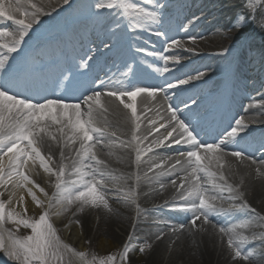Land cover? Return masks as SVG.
Segmentation results:
<instances>
[{
	"label": "snow or ice",
	"instance_id": "6c2138e0",
	"mask_svg": "<svg viewBox=\"0 0 264 264\" xmlns=\"http://www.w3.org/2000/svg\"><path fill=\"white\" fill-rule=\"evenodd\" d=\"M63 3L69 4V0H63ZM148 3L153 4L155 0H148ZM155 6L156 8L163 7L160 4ZM94 7L98 10H106L108 15L112 14L109 10H116V14L126 19L128 26L132 28L137 25L142 27L145 21L158 22L159 19L156 11H148L140 7L134 0H97ZM246 7L253 10V13L259 10L262 19H264V0H247ZM42 15L47 16L50 13L34 0H0V25L10 21L11 25L14 26L0 30V72H4V78L0 80V186L11 183L15 188H22L26 184L33 183L25 174L24 169L27 168L29 161L39 160L45 172L55 175L57 193L53 198L54 202L50 203L43 214L35 220L25 218L15 211H7L5 203L0 202V251L4 252L8 259L14 261L15 264H71V261L65 258V253L77 256L82 264H114L115 256H108L106 259L93 257L89 260L88 254L76 252L61 240L50 219L52 208L58 209L55 214L59 216L67 210V206L76 202L80 203L81 210L90 204L93 207L103 206L111 211L106 199L107 193L104 191L105 184L109 182L115 184L119 180L126 179L106 173L100 167L104 162L99 160L93 151L95 148L93 141L99 143L101 138L106 135V129L96 126L94 118L96 106L103 107L100 102L102 93L93 91L83 99L82 102L88 105L86 111H82L81 103H66L60 98H45L43 101L32 102L27 97L21 98L17 94L15 91L17 84L11 76L12 68L9 66L6 70V65L9 64L12 54L20 51L22 45L25 44V38L29 37L33 26L40 23V16ZM249 22H251L249 17L241 13L233 27L242 28ZM236 39L240 40L241 37L238 36ZM180 44L181 41L173 40L171 44H168V48ZM81 59L85 61L81 66L88 68L87 61L91 60L92 56L86 54ZM160 59L163 61L164 67L156 68L159 73L169 71L167 66L169 59L178 62V58L175 56H161ZM180 83L187 84L189 81L182 80ZM167 87L174 88L176 85L167 83ZM158 91H164V99H168V93L163 88L155 87L124 88L108 91L105 94L118 100L124 109L130 110V118L135 123V131L138 132L140 130L138 122L140 117L137 115V98L144 93L154 98ZM125 98L130 102H126ZM167 110L171 113L169 122L174 121V123H172V128L166 136L157 140L156 144L158 146L164 144L166 140L173 137V133L177 132L178 129L179 134L173 142L177 145H189L188 148L177 153L179 156L187 158L184 168L187 175L184 180L188 186L185 187L184 183L179 185L182 191H180L178 199L185 202L179 206L180 210L193 213L191 217L193 226L196 225L201 216L207 223L212 216L226 215L225 210L218 208L214 202L217 199H224L223 193L225 191L229 193L227 199L231 201H243L244 194L240 192L239 188L230 184H218L215 180L217 174L211 171L209 165L214 159L219 161L223 157L225 154L223 146L226 141L239 143L240 140L244 139L240 132L246 130L247 125H244L241 120H237L235 127L226 130V137L219 139L218 142H202L198 138V134H194L195 129L178 115L177 110L171 106ZM53 126H58L56 130L61 134L62 139L66 137L64 139L65 147L75 145L79 141V147L75 150L78 159L74 160L72 165L74 175L79 177L78 180L69 182L63 179L66 167L64 165L60 167L58 172H53L40 151L44 136L53 140L56 139V136L50 131ZM159 130L160 128L157 127L156 131ZM133 140H139L135 133ZM142 151L137 143V165H139ZM147 151H151V148H148ZM230 155L244 158L242 151H232ZM61 159H64L63 153H61ZM176 163L179 164L180 161L177 160ZM156 166L160 167L161 165L157 164ZM257 171L259 172V169ZM200 173L206 174L207 179L204 184L201 183ZM140 179V176L137 175V184H139ZM219 179L225 180V177L220 175ZM172 183L175 184V180ZM205 184L211 185V187H206ZM40 191L43 192L44 190L41 188ZM29 193L36 205L43 207L42 201L37 198L35 193H32L30 189ZM116 195L125 204L136 203L134 190L129 189L123 192L121 196L119 189H117ZM20 199L22 201L23 197ZM8 203H11V200ZM232 207L241 212L253 213L254 216L248 218L249 222L251 220L264 222V217H260L255 209H252L246 202L233 203ZM139 211L140 209L137 207V212L139 213ZM7 222L17 226L22 225L29 229L31 234L25 237L16 236L3 227ZM244 226V224H233L228 227H220L219 231L228 237L227 244L235 259L252 261L255 264V261L264 256V253L245 251L248 237L236 232L237 227ZM5 233L7 239H5ZM259 239L264 241V234H261ZM146 247L148 245L145 243L139 247V252L144 253ZM260 247H264V243ZM133 250L131 244L126 247L123 251V258L127 259Z\"/></svg>",
	"mask_w": 264,
	"mask_h": 264
},
{
	"label": "bare ground",
	"instance_id": "6f19581e",
	"mask_svg": "<svg viewBox=\"0 0 264 264\" xmlns=\"http://www.w3.org/2000/svg\"><path fill=\"white\" fill-rule=\"evenodd\" d=\"M57 1V0H55ZM79 2L81 0H78ZM208 1V6L210 5H216L214 1L213 3H210V0H204V2ZM72 2V1H71ZM238 5L239 2L237 1ZM38 4H41L44 8L45 11L50 13V16H53L54 14L58 13V11H55L56 9H52L49 4L41 3L39 2ZM232 5V4H231ZM226 8H230V6H226ZM236 8H233V10H230L228 14L224 16L222 20H216L218 15L223 12V10H219V8H214V13H208L207 15H204L206 19L203 21V25L208 29V31H215L219 30V26L223 24L224 22L226 23L229 21L230 25L232 23L237 21V13L235 12ZM225 10V9H224ZM206 11V9H205ZM43 16V15H42ZM44 17V16H43ZM42 21H47L46 17L43 18ZM41 19V17H40ZM212 20V23L209 24L208 22ZM107 23H113L112 21L108 20ZM12 28L14 26L11 25V22H6L4 25H1L0 30H4V28ZM250 30H245L242 32V36L246 38L245 43L243 45V51H242V57L244 56L246 59L250 56L251 57V51L253 50H260V46L262 44V35L260 30H258L253 22H250V25H248ZM121 28L120 34L125 33V29ZM225 30V29H223ZM210 33V32H209ZM31 32L29 33V36H33ZM36 37V36H34ZM28 37L25 38V40ZM241 41L243 39H240ZM41 41V38H39L38 42ZM259 48V49H258ZM16 54H12V59H15ZM253 57V56H252ZM253 63H249L248 67H253ZM264 71V68H263ZM2 73H0L1 75ZM0 80H2L0 76ZM15 91L17 94H20V92L24 95V97H27L30 99L32 102H36L37 100L43 101L47 97H52L55 98L54 96H51L49 93L44 94L43 96H35L36 98L32 97V94L30 91H28L27 88L25 90L20 86V84H17V87L15 88ZM82 111H86L83 105H81ZM138 116L140 117L139 119V124H140V130L138 132L135 131V123L131 120L130 118V113L129 111L125 109H114L110 110L109 112L102 111V110H97L95 112V119H96V126L105 128L106 129V136H110V138H115L118 139L119 144L116 147V158L118 159L119 163L121 162L122 167L119 169H116L114 165L105 162L103 163L100 167H102L106 173L108 174H116L114 172H117L118 176L120 177H125L123 183V187L127 190L133 188V186H137L138 189L144 190L147 188V184H149L153 178L155 177V180L161 179V180H168L170 177H175L174 175H178L181 173V168L179 167L178 169L172 168L170 169L169 173H164L163 170H156L157 175L155 174H150L148 171L150 167H146L143 165V161L148 157V156H160L161 152L160 150H153V152L147 157H145L143 160L139 162V165H137L135 156H136V146L137 143L139 144L140 149L145 152L148 148H153L152 141L153 138L149 137L151 131H152V123L150 122L149 119V111L146 110L144 106L139 107L137 111ZM53 127H58V126H53ZM109 129L115 130L114 134H107V130ZM67 131V130H66ZM56 133V134H55ZM55 133H53L56 136V143L53 142L51 138H45L41 144L40 151L42 155L45 156L46 162L48 163L49 167L53 169V172H58L60 170V167L62 165L66 166L65 167V175L63 177L64 180L66 181H73V180H78L79 177L77 175H74V169L72 168L73 161L78 159L75 155V150L78 149L79 147V141L75 145H71L70 147H65L64 145V139L61 138V134L56 130ZM135 133V136L139 138L138 141L133 140V134ZM262 137L264 138V132H262ZM145 137H147L145 139ZM55 139V140H56ZM95 143V148H100L103 149V147L99 143ZM262 142H258L256 144V147L253 149H249L246 151V153L250 156H254L258 152H262L261 149ZM257 151H255V149ZM94 148V152L97 156V158L103 159V154L99 151H96ZM61 153H63L64 159H61ZM51 157V162L48 159ZM159 158V157H158ZM157 159V158H156ZM175 162V161H174ZM173 162H170L167 164L165 167V170L167 169L168 166H170ZM211 171L216 173L215 167L212 165H209ZM25 174L29 177L33 183L26 184L22 188H15L13 184L11 183H6L3 186H0V198L3 199V202L6 205V209L8 211H15L20 213L21 216H24L25 218L28 219H33L39 217L48 207V204L50 203V196H53V193H57V189L55 187L56 184V177L54 174H49L44 171L43 167L41 166L39 160L35 161H29L27 168L24 169ZM147 174V175H145ZM215 180L218 184H230L233 187L239 188L240 192L244 194V200L243 201H231L227 199L229 196L228 192L223 193L224 199L221 200H216V206L218 208L224 209L225 212L227 213L226 215H215L209 218V221H211L210 227L212 230L215 232H219L220 227H228L233 224L240 225L241 223V218H249L254 216L253 213L251 212H241L238 210H232L231 208H228L226 201L228 202H233L236 204H240L243 202H246L252 209H255V212L261 216V210L257 209L254 204H259L264 201V189L260 188L257 184L251 183L247 175L243 172L241 173V176L237 177L235 175H228L224 176L225 180H220L218 173H216ZM140 176V181L139 184H137L136 181V176ZM151 175V176H150ZM154 176V177H153ZM150 178V180H149ZM38 186V187H37ZM43 189L44 191L41 192L40 189ZM29 189L31 190L32 193H35L37 198L42 201L43 207L37 206L35 201L32 200L31 194L29 193ZM49 190V191H48ZM55 191V192H54ZM14 193V195H13ZM46 193V195H45ZM52 193V194H51ZM21 197H23V200L21 201ZM145 200V198H143ZM11 200V203H8V201ZM53 201V200H52ZM118 201V200H116ZM121 203L120 201H118ZM185 203V202H184ZM173 205V204H172ZM180 205L176 206L174 209H169V210H163L161 211V215L158 216L162 221L168 222L167 224L162 223L160 224L161 226H167V227H173L176 230H179L181 233L184 234L185 241H186V251H188L186 256H189L190 260L188 261V264H225L226 262L228 263L229 259H224L225 255L228 254L227 250H229L227 240L228 237L224 235V247L219 249L218 246H216L215 242V237L214 236H204L200 233L198 228L193 226L191 224V217L193 215L192 212L188 211H182L178 209ZM174 207V205H173ZM26 209V211H25ZM104 214L105 219L107 218L108 214L106 211L108 209H105L103 206H100V208H97ZM117 215L119 216L123 214L121 210L116 211ZM150 215H155L153 212L150 213L149 209L144 210L143 213L141 214V220L146 221L149 220ZM155 217V216H153ZM149 218V219H147ZM58 224L59 227L64 226L65 230V239H68L69 245L76 249V250H81L83 251L85 248L82 246L83 241L82 238L87 236V232L90 231V225L88 218H82L79 216H76L75 218L72 219V223H68V226H65L67 224L63 222H58L59 217H55L54 219ZM251 221H258V220H251ZM250 221V222H251ZM75 223H78V226L75 225ZM170 224V225H169ZM62 229V227H61ZM243 231L242 227H237L236 232ZM222 234V233H220ZM83 235V236H82ZM223 235V234H222ZM135 236L136 237H142L144 239H148L151 237L149 235V227H147L144 224H139L136 229H135ZM114 240H120V237H118L116 234H114L111 229L107 231L105 236H103V239L101 241V247L105 250L107 248L110 249H115L114 245ZM118 247V246H117ZM133 251H136L137 247L132 244ZM78 248V249H77ZM78 251V252H79ZM245 251H251V252H259V253H264V248L260 247L259 244H250V245H245ZM135 256L140 260V261H145L147 264H164L160 262L157 258V252L154 251V259H146L145 257H142L135 252ZM172 264V263H168ZM249 264H253L252 261H249ZM255 264H264V256H262L259 260L255 261Z\"/></svg>",
	"mask_w": 264,
	"mask_h": 264
},
{
	"label": "rangeland",
	"instance_id": "374dc122",
	"mask_svg": "<svg viewBox=\"0 0 264 264\" xmlns=\"http://www.w3.org/2000/svg\"><path fill=\"white\" fill-rule=\"evenodd\" d=\"M87 1H89L87 3ZM97 1V0H95ZM240 3L239 8H237V16H239L241 13H244L246 16L249 18L254 17L253 22L255 27L260 30L261 35L264 38V19L261 17V13L259 10H257L254 14H252L251 9H248L246 7L247 0H238ZM34 2H41L45 4H49L52 9L59 10L66 4L63 3V0H34ZM93 0H86L85 4L80 8V13L82 14H92L93 17L99 18L100 14L96 13L93 11L92 3ZM55 10V11H56ZM113 14L116 10H109ZM252 16L250 17V15ZM41 17V16H40ZM221 16L220 18H222ZM219 18V19H220ZM236 22L232 23L230 25L229 21L226 23L224 22L219 26V30L215 31H209L210 34L206 36L205 44L207 47H211V49L215 50L217 49L218 45H221L223 43L227 44H235L237 41V37L241 35L242 31L244 28L246 29L247 24L242 27V28H236L233 27V25ZM225 29V30H223ZM208 32V33H209ZM262 38V39H263ZM264 44V40L262 41V45ZM101 105L103 106L102 108L100 106H96V111L97 110H104L106 109V112H109L110 110L116 109V106H113L109 100H101ZM94 118H95V112H94ZM248 121L246 123L251 124L255 122H251L252 120H257L259 122L264 120V115L260 113H253V114H247L245 117ZM96 121V119H95ZM152 122V130L156 129V126L158 125L157 122L153 123ZM257 123V122H256ZM56 127L51 128L50 131L55 133ZM108 132L114 134L113 129L107 130ZM56 134V133H55ZM167 132L162 131L161 132V137L154 135L149 136L153 138L152 143L156 144V141L165 137ZM44 135V134H42ZM156 136V137H155ZM45 138H49L47 136H44ZM53 142L56 143V140H52ZM119 141L118 139L115 138H110V136H106V138H101L100 145L103 147V149L100 148H95L96 151H99L104 155L103 159H100L101 161L108 162L116 169H119L122 167L121 162L119 163L118 159L116 158V147L118 146ZM41 148V145H40ZM94 150V149H93ZM246 149H242V152H245ZM237 151V150H234ZM145 153V154H144ZM142 152L141 153V160H143L147 155V152ZM231 152H225L223 157L219 160L216 161V164H218V168L223 176L228 175H235L237 177L241 176V173H245L247 175L248 180L251 183L257 184L260 188L264 189V163H261L254 158H249L244 154V158H239V157H234L230 155ZM159 157V158H158ZM157 158V159H156ZM180 158V163H174L171 166H168L167 169L165 170V167L168 164V160L165 158V156H148L144 161L143 165L149 168L150 174H156V170H163L164 173H169L170 169L175 168L178 169L179 167L181 168V173L178 175H174L175 177H170L168 180H155V177L153 180L147 184V188L144 190L138 189L137 186H133L131 190H134L136 193V203H128L125 204L122 202V200L119 199V197L116 195L117 189H119L120 194L122 196L123 192L128 191L123 187L124 179L119 180L118 183H106L104 187V191L107 193L106 199L108 201L109 207L111 211L107 210L106 213L108 214L107 218H110V220L105 219L106 216L100 212L99 209L100 207H93L90 204L87 206H84L81 210V205L79 202H76L72 204L71 206H67V210L64 211L61 215L57 216L55 214L56 208H52L50 211L52 213L50 219L51 222L53 223L54 227L57 230V234L61 238V240L67 244L69 247H71L68 243V239H65V228L64 226L59 227V225H56V221L54 220L55 217H59L58 222H63L68 226L70 223L75 222L72 221L73 218L76 216L79 217H86L88 218L89 221V227L90 231L87 232V236L82 238L83 241V247L85 248L83 251H79L74 249L76 252H84L87 255V258L91 260L93 257L97 259H106L108 256H115L116 260L114 264H147L146 260L145 261H140L136 256L135 252H137L138 255L145 257L146 259L153 258L154 259V251L157 252V258L160 262L164 264L172 263V264H188V261L190 260L189 256H186L188 251H186V241L184 234L181 233L179 230H176L173 227H167V226H161L160 224L165 223L167 224L168 222L162 221L160 218H158L159 215H161V211L163 210H169V209H174L178 205H183L184 203H181L182 201L178 199L180 191L182 189L179 188V185L181 183L185 184V187L188 186V183L184 180V177L187 175V173L184 171V168L186 167V159L184 156H177L175 157L174 160H177ZM136 159V156H135ZM50 160V159H49ZM255 161V163H253ZM51 162V160H50ZM159 164L161 165L160 167H157L156 165ZM175 165V167H173ZM223 165V167H221ZM259 169V172L257 171ZM116 174H112V176L115 177H120L118 176L117 172H114ZM150 175V176H151ZM201 183L204 184L207 177H203L204 175H201ZM150 180V178H149ZM175 180V184L172 183V181ZM207 187H211V185L205 184ZM49 191V190H48ZM55 192V191H54ZM52 194V193H51ZM56 194L53 193V196H50V203H53L54 200L53 198L55 197ZM145 198V200L143 199ZM53 200V201H52ZM121 203H119L118 201ZM221 200V199H217ZM0 202H3V199L0 198ZM49 203V204H50ZM216 204V201L214 202ZM48 204V205H49ZM174 207H173V205ZM226 204L228 208H231L232 210H236L232 207L233 202H228L226 201ZM236 204V203H235ZM257 209L261 210V216L264 217V201L259 204H254ZM137 207H139L140 211L139 213L137 212ZM48 208V207H47ZM150 213H154L155 217L150 215V219L146 221L141 220V214L143 211L148 210ZM178 209H180L178 207ZM7 210V209H6ZM121 210L123 214L119 216L117 215L116 211ZM8 211V210H7ZM161 212V213H160ZM43 214V213H42ZM38 219L33 218L32 220ZM241 223L244 224L245 226L242 227L243 231H238L237 234L239 235H244L248 237V241L246 244L249 243H259L260 245L264 243V241H261L259 239V236L261 234H264V222L261 221H251L249 222L248 217L241 218ZM70 222V223H69ZM69 223V224H68ZM144 224L147 227H149V237L148 239L140 238L135 236V229L139 224ZM211 221L205 223L203 216L196 222V227L200 231V233L204 236H214L215 237V242L216 246L221 249L224 247V235L220 234L219 232H215L212 230L210 227ZM76 226H78V223H75ZM170 225V224H169ZM5 229L8 231H11L14 235L18 237H25L30 233L29 229L24 228L22 225L17 226L12 224L11 222H7L3 225ZM65 230H64V229ZM111 229V231L116 234L118 237H120V240H114V245L115 249H110L107 248V250L103 249L101 247V241L103 239V236L107 233V231ZM83 236V235H82ZM5 239H7V234L5 233ZM134 245L137 247L136 251H132L129 253V256L127 259L123 258V251L126 247H128L130 244ZM147 244L148 247L145 248L144 253L139 252V247L143 246L144 244ZM118 246V247H117ZM72 248V247H71ZM264 247H262L263 249ZM78 249V248H77ZM228 254L225 255L224 259H229L228 263L226 262L225 264H249V261H245L243 259H235L233 257L232 250L229 248L227 250ZM65 258L69 259L71 261V264H82L80 259L71 254V253H65ZM0 264H15L14 261H11L8 259V257L5 255L4 252L0 251Z\"/></svg>",
	"mask_w": 264,
	"mask_h": 264
}]
</instances>
